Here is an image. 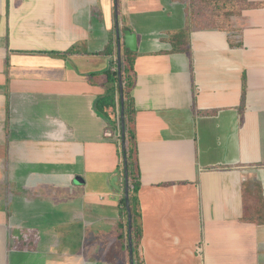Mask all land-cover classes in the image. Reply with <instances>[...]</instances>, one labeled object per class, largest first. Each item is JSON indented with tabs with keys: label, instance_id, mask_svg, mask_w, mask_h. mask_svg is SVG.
<instances>
[{
	"label": "crops",
	"instance_id": "1",
	"mask_svg": "<svg viewBox=\"0 0 264 264\" xmlns=\"http://www.w3.org/2000/svg\"><path fill=\"white\" fill-rule=\"evenodd\" d=\"M193 1L117 0L137 35L141 264H264V0ZM114 14L0 0V264H130L119 147L95 109Z\"/></svg>",
	"mask_w": 264,
	"mask_h": 264
},
{
	"label": "trees",
	"instance_id": "2",
	"mask_svg": "<svg viewBox=\"0 0 264 264\" xmlns=\"http://www.w3.org/2000/svg\"><path fill=\"white\" fill-rule=\"evenodd\" d=\"M193 1V0H192ZM229 1V0H226ZM240 1V0H238ZM193 5L191 10L193 12H197L200 8L194 7L198 5V2L193 1ZM223 2V0L221 1ZM213 3H219L218 0H212ZM198 13V12H197ZM193 20L195 22H207L209 19L203 15H193ZM212 25H216V20L209 21ZM116 39L115 36H111L108 44L106 45L103 53L105 54H113L116 48ZM135 52H130L126 49L121 54L122 59V85H123V111H124V121H125V142L126 146L125 149H122L121 145L118 144L119 147V154H120V168L122 176L124 177V156L126 157V164L128 170V185H129V201L130 207L132 212V241H133V261L134 264H141L142 260L140 258L139 250H138V240L140 238V225L137 222L138 217V210H137V196L136 193L139 189V178L138 174L136 173L135 166H136V158H135V135L132 128L133 123V114H134V105L133 100L131 97V88L134 83V59H135ZM111 65L116 68V62H111ZM105 84L107 85L106 94L100 96L95 101V109L101 115L105 116L109 123V127L114 131V137L118 133L120 128V96H119V86H118V76L117 70H107L105 71ZM123 192H124V183L122 184ZM122 192V193H123ZM121 203V219H123L124 223H126V206H125V198L124 193L121 195L120 198ZM135 255V256H134Z\"/></svg>",
	"mask_w": 264,
	"mask_h": 264
},
{
	"label": "water",
	"instance_id": "3",
	"mask_svg": "<svg viewBox=\"0 0 264 264\" xmlns=\"http://www.w3.org/2000/svg\"><path fill=\"white\" fill-rule=\"evenodd\" d=\"M114 16H115V36H116V50H117V76H118V86H119V96H120V129H121V147L125 149V121H124V111H123V85H122V45L125 49L130 52H135L137 50V35L130 29H124L121 33L120 26L118 22V7L117 0H114ZM124 173H125V188H124V198L126 206V217H127V227H128V248H129V261L130 264H134L133 261V241H132V212L129 201V185H128V170L126 164V157L124 156Z\"/></svg>",
	"mask_w": 264,
	"mask_h": 264
},
{
	"label": "built area",
	"instance_id": "4",
	"mask_svg": "<svg viewBox=\"0 0 264 264\" xmlns=\"http://www.w3.org/2000/svg\"><path fill=\"white\" fill-rule=\"evenodd\" d=\"M117 136H118V141L119 142H117L118 144H120L121 145V131L119 130L118 131V133L115 135V139L117 140ZM198 243H200L201 245H199V246H197L196 245V249H197V251H203V241H200V242H198Z\"/></svg>",
	"mask_w": 264,
	"mask_h": 264
},
{
	"label": "rangeland",
	"instance_id": "5",
	"mask_svg": "<svg viewBox=\"0 0 264 264\" xmlns=\"http://www.w3.org/2000/svg\"><path fill=\"white\" fill-rule=\"evenodd\" d=\"M114 139H115V138H114ZM118 140H119V139H118V136H117V140L115 139V141H116V142H119ZM117 144H118V143H117Z\"/></svg>",
	"mask_w": 264,
	"mask_h": 264
}]
</instances>
